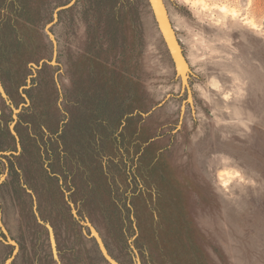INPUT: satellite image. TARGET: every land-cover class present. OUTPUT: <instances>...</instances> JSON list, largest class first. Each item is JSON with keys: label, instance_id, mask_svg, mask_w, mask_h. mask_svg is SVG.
I'll return each mask as SVG.
<instances>
[{"label": "rangeland", "instance_id": "rangeland-1", "mask_svg": "<svg viewBox=\"0 0 264 264\" xmlns=\"http://www.w3.org/2000/svg\"><path fill=\"white\" fill-rule=\"evenodd\" d=\"M164 2L182 68L150 0H0V264H264V0Z\"/></svg>", "mask_w": 264, "mask_h": 264}, {"label": "water", "instance_id": "water-1", "mask_svg": "<svg viewBox=\"0 0 264 264\" xmlns=\"http://www.w3.org/2000/svg\"><path fill=\"white\" fill-rule=\"evenodd\" d=\"M150 1L153 6L154 12L156 14L162 34L167 42V45L171 51V54L175 60V63L177 64L178 67L182 68L183 66L187 64V60L183 54L180 41L172 26L165 2L164 0H150ZM184 81L187 86L189 96L191 98L192 97L191 88H190L188 79L184 78ZM97 237H98V240L101 244V247L104 253L109 257L101 237L100 236H97Z\"/></svg>", "mask_w": 264, "mask_h": 264}, {"label": "snow or ice", "instance_id": "snow-or-ice-1", "mask_svg": "<svg viewBox=\"0 0 264 264\" xmlns=\"http://www.w3.org/2000/svg\"><path fill=\"white\" fill-rule=\"evenodd\" d=\"M187 2H188V0H185V3H187ZM213 87H216V85H213ZM224 99L227 100V99H229V97L225 96ZM221 175H225V173H221ZM237 175H238V173H237Z\"/></svg>", "mask_w": 264, "mask_h": 264}]
</instances>
